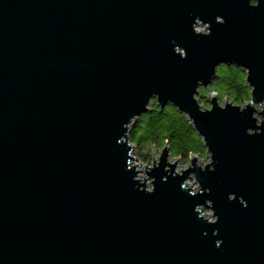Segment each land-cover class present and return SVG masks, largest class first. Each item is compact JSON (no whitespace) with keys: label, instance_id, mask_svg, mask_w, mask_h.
Returning <instances> with one entry per match:
<instances>
[{"label":"water","instance_id":"95a60500","mask_svg":"<svg viewBox=\"0 0 264 264\" xmlns=\"http://www.w3.org/2000/svg\"><path fill=\"white\" fill-rule=\"evenodd\" d=\"M197 16L213 37L193 33ZM173 40L189 49L187 61ZM233 60L252 69L264 99V6L0 0V264H264V136L246 135L250 113L201 115L191 99L197 78ZM152 93L190 111L207 135L223 181L199 176L211 197L159 182L163 166L155 195L136 190L130 149L117 141ZM231 192L249 207L229 202ZM205 199L218 225L196 218Z\"/></svg>","mask_w":264,"mask_h":264},{"label":"clouds","instance_id":"9594fccd","mask_svg":"<svg viewBox=\"0 0 264 264\" xmlns=\"http://www.w3.org/2000/svg\"><path fill=\"white\" fill-rule=\"evenodd\" d=\"M250 13L264 6V0H246ZM215 23L227 26L228 21L223 15L215 17ZM193 33L200 38H211L214 29L211 22H205L195 17L191 25ZM174 53L182 60L189 59V49L181 47L175 40L172 41ZM252 69L239 64L235 60L231 63L221 62L213 69L212 75L206 79L197 78L191 92V99L196 110L201 115H208L216 108L227 111L229 108L238 110L243 119L254 121L253 127L246 129L249 137L264 136V99L257 102V87L251 82ZM148 112L151 116H158L159 120L154 127L149 126ZM180 119L174 121L172 115ZM181 122L186 125L179 135L174 133L180 128ZM124 137L117 141L118 145L127 146L128 156L132 159L126 164V171L133 173L132 180L136 190L155 195L158 179L153 173L163 166V183L169 178L181 180L180 189L192 198L199 196L211 197L212 189L203 184L199 176L211 174L217 178V183L223 186V181L217 176L220 162L215 158V152L193 114L183 109L174 100L166 102L159 93H152L147 97L144 111L135 114L130 122L124 125ZM167 153V155H165ZM229 202H236L244 209L249 207L244 197L237 193L228 194ZM194 214L200 221L208 225H218L221 221L217 214L216 205L212 199H205L203 203L194 207ZM208 235L207 232L204 233ZM215 247L222 248L224 240L219 239L217 229L212 233Z\"/></svg>","mask_w":264,"mask_h":264},{"label":"trees","instance_id":"16d2710c","mask_svg":"<svg viewBox=\"0 0 264 264\" xmlns=\"http://www.w3.org/2000/svg\"><path fill=\"white\" fill-rule=\"evenodd\" d=\"M144 115L148 117V120H149V126H150V127H154L155 124H156V123L158 122V120H159V117H158V116H151V115H149V113L144 114ZM172 119H173L174 121H179L180 118L174 113V114L172 115ZM185 127H186V125H184V124L181 122V126H180V128L174 133V135H179V134L184 130Z\"/></svg>","mask_w":264,"mask_h":264}]
</instances>
